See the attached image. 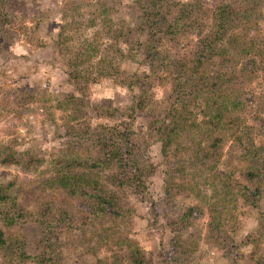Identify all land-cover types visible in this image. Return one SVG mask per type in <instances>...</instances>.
<instances>
[{"label": "rangeland", "instance_id": "rangeland-1", "mask_svg": "<svg viewBox=\"0 0 264 264\" xmlns=\"http://www.w3.org/2000/svg\"><path fill=\"white\" fill-rule=\"evenodd\" d=\"M99 1L115 28L134 29L141 23L136 0H14V17L6 25L12 41L0 44V152L8 150L17 161L34 157L40 163L28 171L20 165L0 163V183H13L12 195L28 216L26 222L11 228L0 223L8 241H17L18 248L35 256L44 241L35 221L58 220L62 218L60 208L65 207L72 218L66 217L65 223L53 229V237L49 234V253L56 264H131L128 240L139 247L145 264H264V194L255 207L243 197L252 189L244 177L246 151L264 149V0H247L251 5L253 1L252 15L239 13V0L236 4L231 0L237 13L229 18L230 32L205 66L206 75L227 73L225 90L219 96L235 103L230 108L231 128L216 151L215 163L202 170L187 165V140L164 154L160 143L150 136V126L172 108L177 110L173 106L177 104L176 85L189 84L191 77L173 68L177 60H191L199 37L209 31V16L200 15L201 34L190 31L177 40L159 34L153 41L142 36L132 54L119 37L105 35L98 22L86 28ZM163 1L162 11L170 16L186 3L198 2L209 12L220 0ZM65 35L72 51L86 42L89 50L98 49L93 60L105 57L99 64L103 70H90L79 89L70 81L65 57L56 44ZM228 38L236 44L226 45ZM129 54L135 57L129 58ZM143 88L148 105L131 121L106 117L91 107L124 109ZM70 98L90 105L71 122L68 113L55 106L67 104ZM187 111L190 115L185 117L200 122L201 107H187ZM127 123L139 156L136 184L140 187L117 189L124 216L94 219L85 202L58 187L50 188L46 181L58 173L59 156L85 155L81 147H70L72 137L118 130ZM114 172L109 168L98 175L108 184L105 188L116 193L109 183ZM222 183L227 184L223 191H212ZM188 208L194 209L193 217L178 225ZM175 239L183 241L173 245ZM228 242L231 246L225 248ZM0 264L35 263L18 262L15 256L1 257Z\"/></svg>", "mask_w": 264, "mask_h": 264}, {"label": "trees", "instance_id": "trees-1", "mask_svg": "<svg viewBox=\"0 0 264 264\" xmlns=\"http://www.w3.org/2000/svg\"><path fill=\"white\" fill-rule=\"evenodd\" d=\"M136 1L142 16L141 23L136 28H115L116 25L109 18L106 6L100 1L98 6H96L97 11L95 15L92 14L89 20H87L88 25L86 28L93 27L96 24L95 22H98L99 27H102L105 31V35L112 33L116 38L119 37V41L126 42L125 44L133 54V52L137 51L142 36L153 41L157 39L159 34L174 38L175 40L190 31L201 34L200 15L205 13L206 17L208 15L210 18L209 31L206 34H201L199 37L191 60H177L173 68L179 74L190 75L189 77H191L189 84H185L184 86L176 85L177 92L174 97L177 104H173V106L177 110L172 108V111L166 112L163 119L156 121L155 124L150 126V136L160 143L164 154L174 144L177 145L183 140H187L189 142L187 145L188 153L185 157L187 165L191 168H197V170H202L204 166L210 169L215 163L216 151L221 147L225 133L231 128V120L233 118L231 117L230 119V108L235 102L232 101L230 104L227 98L222 95L219 96L221 90H225L224 85L227 82V73L206 75L205 66L213 58L218 45L229 34V18L234 13H237V10L231 8V0H220L219 4L209 12L208 10H203L202 5L196 2L181 5L173 15L169 16L166 11H162L163 0ZM246 2H248V5H246ZM233 3L236 4V0ZM237 8L239 13H244L245 15L254 14L253 1L251 5L250 1L239 0ZM14 11V0H0V44L4 43V41H12V38H10V28H6V25L12 23ZM242 16L244 15L242 14ZM81 18L84 19L83 16ZM67 40L68 37L66 35L64 38L59 36L56 44L61 49V55L65 57L70 81L73 84H78L76 87L79 89L80 85L84 84L86 77L91 75L90 70H103L99 64L105 62V57L101 55V57L93 60L94 57H97L98 49L89 50V44L86 42H83V45L77 50L72 51L67 45ZM235 42L228 38L226 45L232 46L236 44ZM1 51L2 48H0V53ZM122 57L125 56L122 55ZM134 57L129 54V58ZM159 61L167 63L166 60L159 59ZM129 83L130 87L132 84L131 82ZM134 95L132 104L121 110L109 105L91 107L100 113L104 112L106 117H125L131 121L136 113L144 110L148 105L144 88L141 91V95L140 93ZM25 99L27 101L28 97ZM55 106L61 107L62 110L66 111L71 122L76 120L79 113L84 108H89L90 105L83 104L79 98H70L67 104H56ZM187 107H201L203 109L200 122L193 121L191 117H185V115H190ZM78 136L79 139L72 137L70 147H81V151L85 155L73 156L74 153H70L69 155L59 156L57 158L58 164L55 166L59 168V170L57 169L58 173L46 181L49 182L48 186L55 189L58 187L67 196L81 199V201L87 204L90 214L94 219L102 216H114L116 218L124 216L125 212L123 208H120L117 203V189L123 190L126 187H140L139 184H136V181L139 179L138 172L141 166L138 164V160H136L139 156L137 153L135 154L136 148L131 142L133 136L132 128L127 123L123 128L118 130L89 132ZM202 143H204V146H201ZM126 153H130V155ZM246 158L248 165L244 177L253 190L246 191L243 197L249 206L255 207L260 201L261 194H264V149L251 147L246 151ZM0 163L3 165H20L23 170L28 171L32 167H37L40 162L34 157L17 161L14 159L13 154L6 150L0 152ZM109 168L115 169V172L109 179V183L113 186L116 193L111 188H105V185L108 184L102 182L98 175L103 170ZM202 173L204 174V172ZM45 184L47 185V183ZM226 185L222 183L220 187L213 188L212 191H223ZM261 186L263 190H261ZM12 189V182L6 184L0 183V223L6 228L21 225V223L26 222L28 219L27 214L17 204L15 197L12 195ZM168 189H170V186ZM48 210H50L49 207ZM193 213L194 209L188 208L186 213L176 223L181 226L185 225L187 219L193 217ZM60 214L62 218L58 220L35 221L43 233L44 240L43 246L35 256L26 254L25 250L23 251L18 248L17 241H8L6 234L0 228V258L16 256L18 262L33 261L35 264H56V259L49 253L52 243L49 242L51 241L49 234L53 237V229L65 223L66 217L72 218L70 212L65 210V207L62 211L60 208ZM182 241L175 239L173 245H180ZM126 242L130 263L145 264L146 262L139 247L132 240ZM228 244L229 246H225V248L231 246L230 242Z\"/></svg>", "mask_w": 264, "mask_h": 264}]
</instances>
